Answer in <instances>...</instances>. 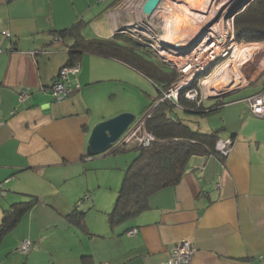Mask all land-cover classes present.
Wrapping results in <instances>:
<instances>
[{
  "label": "crops",
  "instance_id": "obj_1",
  "mask_svg": "<svg viewBox=\"0 0 264 264\" xmlns=\"http://www.w3.org/2000/svg\"><path fill=\"white\" fill-rule=\"evenodd\" d=\"M143 3L0 0V220L3 204L36 199L0 238V264H162L181 239L195 245L192 264H264V117L247 103L264 90V66L239 86L204 97L209 112L192 110L201 130L234 138L231 152L193 156L177 184L153 192L138 215L109 223L132 161L122 152L136 144L96 154L87 147L97 123L125 111L139 117L161 93L128 50L125 57L112 49L122 43L148 64L161 59L138 33L147 19ZM99 39L101 49L71 55L77 42ZM72 57L79 70L71 82L80 86L55 100L51 85ZM75 209L85 214L72 221L67 214ZM24 238L33 242L28 252L19 249Z\"/></svg>",
  "mask_w": 264,
  "mask_h": 264
},
{
  "label": "trees",
  "instance_id": "obj_2",
  "mask_svg": "<svg viewBox=\"0 0 264 264\" xmlns=\"http://www.w3.org/2000/svg\"><path fill=\"white\" fill-rule=\"evenodd\" d=\"M234 29L238 42L264 40V0H251L244 8L239 9L234 16ZM67 30L64 29L59 33L64 34ZM56 35L59 36V34ZM102 41L105 39L77 42L79 48L71 49V55L74 56L86 48L101 49ZM112 49L115 54L125 53V57L128 50L130 62L137 69L144 71L152 78L155 77L154 80H161L155 81L160 92L174 78L176 71L159 58L157 60L159 62L149 60L148 64L147 59L144 61L138 59L131 46L114 43ZM74 63H76L75 57H72L65 65ZM166 65H168L167 68ZM155 100L150 106H153ZM180 104L179 106L169 100H164L154 108L147 119L146 126L154 133L156 140L148 146L136 145L138 154L125 170L115 206L108 213L111 226L138 215L148 206L149 197L153 192L165 186L177 184L188 169L193 156L216 153L215 144L219 138L217 131H203L199 128L198 122L191 123L189 117L183 118L180 115V112L196 114L192 110L206 113L212 109H207L203 104L188 99L183 94L180 96ZM223 104L224 101L216 103V109ZM124 148L125 145H122L114 152L125 150ZM35 202L36 199L18 201L5 209L0 220V238L18 224L21 215ZM84 214V211L75 209L67 214V217L73 221L75 218H83Z\"/></svg>",
  "mask_w": 264,
  "mask_h": 264
},
{
  "label": "built area",
  "instance_id": "obj_3",
  "mask_svg": "<svg viewBox=\"0 0 264 264\" xmlns=\"http://www.w3.org/2000/svg\"><path fill=\"white\" fill-rule=\"evenodd\" d=\"M145 1V0H144ZM166 0H160L159 5L157 6L155 11L165 10V5L163 2ZM217 0H209L210 11L206 15L201 17V20H205L206 24L211 16V14L215 13L219 7L214 9L212 5ZM242 0H235V4ZM244 1V0H243ZM246 1V0H245ZM248 0L243 7L244 8L248 2ZM173 5V9L176 10L177 15H181L179 11L180 0H170ZM219 2H217V6ZM231 3H229L230 5ZM228 5V6H229ZM228 6L224 7L223 13L228 9ZM207 6V9L209 8ZM234 7L229 11V16L225 20L224 14L220 15L219 20L214 22V26L219 24L220 27H217V30L211 32L220 33L222 40L210 38L205 36L203 40L194 46L191 50L187 49V43H183L184 45H178L175 42L171 44L162 43L161 41L153 44L150 42V46L153 48L154 52L160 56V58L165 63H170L178 72L177 79L172 81L170 84L164 86L161 89L160 96L157 98L155 103L151 108H149L145 113H143L139 117H135V119L128 125V127L122 132V134L112 142L109 147V151L115 150L117 147L122 145H126L131 142H135V144L139 147L148 146L152 142L156 140L154 133L149 130L146 126L147 119L151 116L154 108L162 101L169 100L177 105L180 104V96L181 94L184 97L196 100L199 104H201L204 97L199 95L198 87L195 82L200 80V75L211 65L215 58L219 56H224L228 52V49L219 48L223 45L226 37L233 42H237L235 38V29H234V16L239 10H234ZM211 13V14H210ZM218 14V13H217ZM215 18L214 16H212ZM225 21V26H224ZM221 22V23H219ZM162 27H165L164 25ZM206 28V27H205ZM10 34L9 31H5V35ZM60 38V36L56 35L55 39ZM189 42V41H188ZM233 45V43H232ZM232 45H228L230 48ZM45 50L44 47L37 50L36 52H42ZM2 49L0 48V52ZM79 70V64L74 63L70 65H64L61 67L58 75L54 79L51 85V93L55 100H61L66 98L70 93L77 87L80 86L78 82H71V74H76ZM216 93H221L227 91L225 90H217ZM29 94V88L23 89L20 94L21 98H24ZM247 103L249 110L252 114L264 117V90L252 94L247 97ZM234 138L232 137H219L215 144V152L219 155H228L233 149ZM90 195H86L85 199H89ZM137 228H133L129 231V234L136 233ZM32 246V241L29 238H24L19 242V249L23 252H27L30 250ZM195 252V245L191 239H181L172 245L171 252L169 256L162 261V264H192L193 262V254Z\"/></svg>",
  "mask_w": 264,
  "mask_h": 264
},
{
  "label": "rangeland",
  "instance_id": "obj_4",
  "mask_svg": "<svg viewBox=\"0 0 264 264\" xmlns=\"http://www.w3.org/2000/svg\"><path fill=\"white\" fill-rule=\"evenodd\" d=\"M180 1L182 5L186 0ZM217 2H219V6H217ZM167 3L168 4H165V10H160L158 13L161 18L157 16V14H152L141 23L140 27H138L139 35H141L143 40L149 45L150 42L153 44L159 41L164 43V40L169 43L175 42L178 45H184L183 43L186 42L187 49L191 50L194 46L199 44L205 36L222 40L220 33H212L211 29L214 31L215 29L217 30V27H220L219 24L214 26V22L219 20L220 15H222L224 11V7L231 3L228 9L223 13L225 16L224 19L226 20L228 18L229 11L235 5V0L215 1L212 7L214 9L219 7V9L213 14L210 13L211 16L207 24L205 20H201V17L211 12L209 0H192L190 3L183 4L184 13H181V15H177L174 12L170 0H167ZM191 3L193 4L191 5ZM207 6L209 7L208 9ZM163 25L165 27H162ZM225 25L224 21V26ZM233 41L226 37L223 45L219 47L223 48L225 46V48L228 49L226 55L215 58L211 65L200 75L201 81H197L198 84L196 83L200 96L209 97L210 95H215L214 92H218L217 90H230L239 86L241 83L254 77L264 66V41L260 43H255L256 41H253V43H245L244 45L237 44V42L235 43ZM228 45L232 46L228 48ZM242 50L244 52H242ZM168 64L171 65L170 63ZM204 80L212 82V91L203 83L205 82ZM180 115L183 118L189 117L191 123L196 124L198 122L197 114L180 112ZM127 153L130 155L129 160H133L138 154V149L130 146L127 151L122 152L124 155H128ZM3 206L8 208L9 204H3Z\"/></svg>",
  "mask_w": 264,
  "mask_h": 264
},
{
  "label": "water",
  "instance_id": "obj_5",
  "mask_svg": "<svg viewBox=\"0 0 264 264\" xmlns=\"http://www.w3.org/2000/svg\"><path fill=\"white\" fill-rule=\"evenodd\" d=\"M247 1L248 0H242L236 3L234 10H239L245 5ZM159 2L160 0H145L142 5L144 14L147 17H150L156 10ZM163 42L171 44L165 40ZM222 93L224 92L210 95V97L221 95ZM134 119V113L125 111L97 123L91 131L87 151L90 154L107 151L112 142L115 141L122 134V132H124V130Z\"/></svg>",
  "mask_w": 264,
  "mask_h": 264
},
{
  "label": "bare ground",
  "instance_id": "obj_6",
  "mask_svg": "<svg viewBox=\"0 0 264 264\" xmlns=\"http://www.w3.org/2000/svg\"><path fill=\"white\" fill-rule=\"evenodd\" d=\"M245 43H240V45H244ZM242 52H244L243 50H242ZM242 55V54H241ZM205 81V80H204ZM203 83H205V85L207 86V88L212 84V82H208V81H205V82H203ZM208 89H210V88H208Z\"/></svg>",
  "mask_w": 264,
  "mask_h": 264
},
{
  "label": "clouds",
  "instance_id": "obj_7",
  "mask_svg": "<svg viewBox=\"0 0 264 264\" xmlns=\"http://www.w3.org/2000/svg\"><path fill=\"white\" fill-rule=\"evenodd\" d=\"M154 12H155V11H154ZM159 96H160V95H159ZM159 96H158V97H159ZM158 97H157V98H158ZM156 100H157V99H156ZM156 100H155V101H156ZM107 151H109V148L107 149ZM113 151H114V150H113Z\"/></svg>",
  "mask_w": 264,
  "mask_h": 264
}]
</instances>
